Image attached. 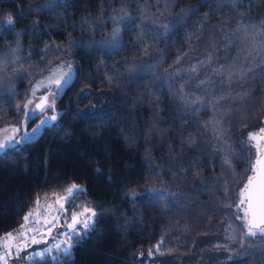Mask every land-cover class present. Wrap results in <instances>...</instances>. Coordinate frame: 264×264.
<instances>
[{
	"label": "trees",
	"instance_id": "1",
	"mask_svg": "<svg viewBox=\"0 0 264 264\" xmlns=\"http://www.w3.org/2000/svg\"><path fill=\"white\" fill-rule=\"evenodd\" d=\"M9 16L0 125L57 62L75 73L57 120L0 152V236L72 183L65 214L97 213L69 255L9 264H264L240 219L264 128V0H0Z\"/></svg>",
	"mask_w": 264,
	"mask_h": 264
},
{
	"label": "rangeland",
	"instance_id": "2",
	"mask_svg": "<svg viewBox=\"0 0 264 264\" xmlns=\"http://www.w3.org/2000/svg\"><path fill=\"white\" fill-rule=\"evenodd\" d=\"M68 64H71V66L74 70L73 75H72V78H73L74 73H75V69H74L73 64L70 62V60L67 59V60H61V61L57 62L46 73L41 75V77H39L32 84H30L28 96H27L25 102L23 103V105L20 109L18 119L13 123L0 125V142H6V138L19 140L20 136L22 135V133L24 131L31 133L33 131V129H35L36 126L40 124L41 120L44 119V114L40 113L38 109L36 110L35 114L32 115V118L27 121L26 127L24 126V116L22 115V113L24 111H30V110L34 109L35 104L41 102V100H40L41 97L47 96V98H48L47 103L48 104H53V101H54L53 108L47 112V115L50 116V115L56 114L58 117L59 111L55 107V102H56L57 98L60 96V94L62 93L64 87L72 80V78L67 83L64 84L63 88H61L59 90V94H56L57 88H56V84L54 83L53 73H56L58 75L61 66H63V71L66 72L67 71L66 65H68ZM29 100H31L32 103L28 104L27 109H25V104ZM54 122L55 121H50L48 125L42 127L40 129V131L35 134V136L32 138V140L35 139L45 127L52 125ZM17 128L21 129V131L20 132H14V129H17ZM252 134H256V138L255 139L250 138L251 142L254 145L256 153H260L264 147V133H261L260 130H258ZM20 145H22V144H17L12 149L18 148ZM72 185H76L79 188L83 189V186L81 184L72 183L70 186H72ZM65 196H66V191L61 195H50L48 197L42 198V199L38 200L39 204L37 205V201H36L34 204V207L31 210H29L25 215H27L31 211L33 213L32 219L40 220L41 224H43L44 219L50 220V219H52L53 216H56L57 214L59 216H61L63 219H69L73 212L80 211V210H76V211L71 212L69 216H67L65 214L64 210H60V204H57L55 201L57 198H60V202L64 203V197ZM240 196H241V200L245 201V195H242V190L240 192ZM66 204H64V208L67 210ZM63 219L57 223V226L55 228H53L51 234L46 232L44 234V236H42V237H36L34 235L35 239L37 241H41L39 243H32V238L26 239V237H28L31 234V231H27L28 229H36V228H39L40 226L26 222L24 220L22 224L25 225V231L27 232V235H25V236L20 235L21 227L15 230L16 231L15 236L18 238L19 243L22 242V244H20V246H19L20 250H18L17 247H14L15 243H12L9 246H7L6 243H3V245H0V252L4 251L3 254L0 253V257H3V259L0 260V263L1 264H9L8 262L10 261V259H12L13 257H16L18 255V253H20L21 251H23V250L27 251L28 250L27 253H29V251L31 249H35L38 247V245H42L43 243H45L44 244V246H45L48 242H50V243L48 245H46L45 248L41 247L42 250L36 249V250H33L34 253H30L29 255L26 254L27 256H26L25 260L28 262V261H30V259H32L30 257H35V256L40 257V258L50 256L51 258H53V256H55L57 253L60 252V251L56 250L55 245L60 244L61 247L65 246L63 244L65 237L63 235H61V233L67 232L68 229L63 226ZM240 219H241V222H242L246 232L249 234L248 229L251 226H249V224H248L243 203H241V205H240ZM261 227H264V224L261 225ZM41 228H42V226H41ZM252 231L256 232L257 235H264V234L260 233V228L252 227ZM24 243H27V245H28L27 248H24ZM6 248H9L11 250L10 253L6 254V251H5ZM45 249H49V251L45 252L44 251ZM40 252H44V255L43 256L35 255L36 253H40ZM60 253H63V252H60ZM15 260H17V259L15 258Z\"/></svg>",
	"mask_w": 264,
	"mask_h": 264
},
{
	"label": "snow or ice",
	"instance_id": "3",
	"mask_svg": "<svg viewBox=\"0 0 264 264\" xmlns=\"http://www.w3.org/2000/svg\"><path fill=\"white\" fill-rule=\"evenodd\" d=\"M223 2L235 4L236 0H223ZM16 22L17 21L15 18H13L12 16H9L7 20L3 22V24H0V32L4 30L11 31L14 25L16 24ZM117 34H118V29L114 32L113 37L115 38ZM101 43L103 44L107 42H101ZM66 67H67L66 72L63 71V66H61L58 75L56 73H53L54 83L56 84V88H57L56 94H59V90L63 88L64 84L67 83L72 78L74 70L71 64L66 65ZM193 71H195V69H193ZM234 74L235 73H230L229 79H231L232 75ZM47 99H48L47 96L41 97L40 98L41 102L36 103L34 109L30 111H24L22 113V115L24 116V126L26 127L27 121L32 118V115H34L36 110L38 109L40 113L44 114V119L41 120L40 124L37 125L36 128L33 129L31 133L24 131L22 135L20 136L19 140L6 138V142H0V152H6L8 149L15 147L17 144H23L25 142H30L32 138L35 136V134L39 132L42 127L48 125L50 121L57 120L56 114H53L50 116L47 115V112L53 108V104H54V101H53V104H48ZM31 103H32L31 100L27 101V103L25 104V109H27V105ZM20 131L21 129L19 128L14 129V132H20ZM260 132L264 133V128L260 129ZM249 135L251 139L256 138V134H249ZM194 146L195 145H192V147ZM253 172L258 173L261 177H264V160L257 159L255 161L253 165ZM255 179H256L255 175L252 177H249L248 184H246L244 188L242 189V195L248 193V190H249L248 186L251 185ZM65 191H66V196L64 197V203L60 202V198H57L55 201L57 204H60V210H64V211H66V209L64 208V204H66L70 199H75L77 194L83 191V189L79 188L76 185H72L68 187ZM147 194L155 195L156 197L160 199H163L166 196L172 195L171 193H167V192H158V190H155V189L151 190V192ZM256 197H257L259 204L261 206H264V179H261L258 181V189L256 192ZM134 198H135V194H134ZM241 203H244V201L241 200ZM38 204H39V201L37 200V205ZM96 215L97 213L93 209L82 205L81 210L73 212L69 219H63L61 216L57 214L56 216H53L52 219L50 220L44 219L43 224H41L40 220L32 219L33 213L30 211L27 215H25L24 220L26 222L44 227L45 230L49 234H51L53 228H55L57 226V223L63 219V226L68 229L67 232L61 233V235L65 237V240L63 241V244L65 246L61 247L60 244H56L55 247L57 251L63 252L67 256L70 254L71 249L73 247L72 241L76 239V237H80L82 234L87 235V233L94 227L95 221L93 218ZM261 224H264V217L261 218L260 224H252V226L249 227L248 229L249 234L252 236L257 235L256 232L252 231V227L260 228V233L264 234V227H261ZM27 231L38 232V228L28 229ZM20 235L21 236L27 235V232L25 231V225H21ZM41 235L43 234L41 233ZM3 239L5 241L12 240L13 243L16 244L17 249L20 250L18 238L14 236L13 233L10 232V233L5 234V237ZM39 242L41 241H37L35 239V236L32 237V243H39ZM27 246H28L27 243H24V248H27ZM5 251H6V254H8L10 253L11 250L9 248H6ZM44 251L45 252L49 251V249H45ZM35 255L43 256L44 252L36 253ZM30 258H34V257H30ZM2 259L3 257H0V260ZM53 259H56V257L53 256Z\"/></svg>",
	"mask_w": 264,
	"mask_h": 264
},
{
	"label": "flooded vegetation",
	"instance_id": "4",
	"mask_svg": "<svg viewBox=\"0 0 264 264\" xmlns=\"http://www.w3.org/2000/svg\"><path fill=\"white\" fill-rule=\"evenodd\" d=\"M263 150H264V147H263L262 151ZM255 176H256V179L253 181V183L251 185L248 186V188H249L248 193L244 194L245 195V201H244L243 205H244L246 218H247L249 225L250 224H260L261 218L264 217V206H261L259 204L257 197H256V192L258 189V181L261 179H264V177L257 179V173ZM246 184H248V182ZM258 220H259V222H257ZM261 225H263V224H261Z\"/></svg>",
	"mask_w": 264,
	"mask_h": 264
},
{
	"label": "crops",
	"instance_id": "5",
	"mask_svg": "<svg viewBox=\"0 0 264 264\" xmlns=\"http://www.w3.org/2000/svg\"><path fill=\"white\" fill-rule=\"evenodd\" d=\"M22 225H23V224H22ZM20 227H21V226H20ZM20 227H19V228H20ZM8 233H10V232H8ZM11 233H13V235L15 236L16 231H11ZM6 234H7V233H6ZM4 237H5V234L2 235V236H0V245H3V243H6V245L9 246V245H11V244L13 243L12 240L5 241V240L3 239ZM20 244H22V242L19 243V246H20ZM14 247H17L16 244H14ZM36 249H40V250H42L41 248L31 249V250L29 251V253H27V255H29L30 253H34L33 250H36ZM27 255H26V256H27Z\"/></svg>",
	"mask_w": 264,
	"mask_h": 264
},
{
	"label": "built area",
	"instance_id": "6",
	"mask_svg": "<svg viewBox=\"0 0 264 264\" xmlns=\"http://www.w3.org/2000/svg\"><path fill=\"white\" fill-rule=\"evenodd\" d=\"M41 226L38 228V232H36V231H31V234L28 236V237H26V239H30V238H32V236H36V237H42V236H44V234L47 232L46 230H45V228L44 227H42L41 229ZM41 233L43 234V235H41ZM1 254H3L4 253V251H1L0 252Z\"/></svg>",
	"mask_w": 264,
	"mask_h": 264
},
{
	"label": "water",
	"instance_id": "7",
	"mask_svg": "<svg viewBox=\"0 0 264 264\" xmlns=\"http://www.w3.org/2000/svg\"><path fill=\"white\" fill-rule=\"evenodd\" d=\"M258 159L264 160V150L261 152V154L259 155ZM260 178H261V176L257 173V179H260ZM257 222H259V220ZM251 225L252 224H250L249 226H251Z\"/></svg>",
	"mask_w": 264,
	"mask_h": 264
}]
</instances>
